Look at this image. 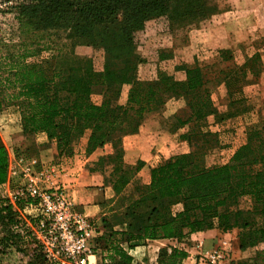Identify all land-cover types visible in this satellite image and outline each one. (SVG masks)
I'll return each instance as SVG.
<instances>
[{
    "label": "trees",
    "instance_id": "1",
    "mask_svg": "<svg viewBox=\"0 0 264 264\" xmlns=\"http://www.w3.org/2000/svg\"><path fill=\"white\" fill-rule=\"evenodd\" d=\"M212 3V0H18L11 6L23 26L39 31L61 30L72 41L71 46L77 43L103 46L102 72L94 69L90 58L72 51L54 57L49 67L23 61L12 71L13 79L7 81L17 89L14 97L24 131L45 133L50 142L56 143L58 155L63 156L65 148L71 151V138H81L87 131V153L111 144L113 155L105 157L114 166L110 177L121 166L126 169L124 175L113 181L117 192L131 181L133 170L136 178L141 166L124 163V137L138 132L144 115L162 108L167 99L186 98L189 117L185 119L177 113L175 126L179 129L188 125L189 130L181 138L196 147L151 170L150 183L139 186L137 201L150 210L140 216L137 234L132 224L128 232L110 234L113 239L109 256H104L109 258L105 264H133L122 241L133 246L146 240H179L186 231H204L214 226L222 231L240 229V248H257L253 264L264 263V249L260 248L264 244V127L248 128L246 143L226 163L214 162L212 157L221 143L218 133L208 128L207 119L214 116L218 121L222 114L206 87L208 79L204 72L199 67L187 68L185 80L168 75L144 80L137 75L145 60L136 54V34L148 18H166L173 35L178 29L190 32L200 27L208 12H215ZM26 56L23 54V58ZM246 65L250 74L255 75L254 84H258L264 71L262 54L256 52ZM124 84L131 86L128 103L114 106L112 87ZM97 86L105 87L106 100L102 104L92 100ZM230 91V104L235 105L241 98H235ZM249 109L250 106L244 105L233 114ZM192 120L202 121L201 127L194 128ZM40 147H32L34 154H39ZM9 165L7 148L0 142V185L8 180ZM175 204H182L177 213L172 210ZM17 206L23 207L0 199V219L11 229L10 236L4 238L2 252L6 255L27 252L15 241L22 238L21 234L12 229L20 224ZM33 247L29 264H47L36 238ZM185 256L182 249H173L171 253L164 249L159 264H182Z\"/></svg>",
    "mask_w": 264,
    "mask_h": 264
},
{
    "label": "rangeland",
    "instance_id": "2",
    "mask_svg": "<svg viewBox=\"0 0 264 264\" xmlns=\"http://www.w3.org/2000/svg\"><path fill=\"white\" fill-rule=\"evenodd\" d=\"M16 1L18 0H0V142L7 148L9 168L12 164H17L21 157L25 158L27 162L37 160L39 163L37 170L43 165L52 170L51 181L47 183V187L64 185L73 199L68 186L60 181L57 173L63 168L62 161L64 160L62 159L69 163L74 155L79 153L82 145L85 149L87 148L86 136L89 131L81 138H71L72 150L68 151L65 148L63 156L58 155L57 147L53 145L55 148L54 159L45 162L41 158L40 153L43 151L41 147L37 155L34 154V149L32 150V147L41 146L38 136L42 132L24 131V122L16 104L17 99L14 97L17 89L7 80L8 78L13 79L12 71L16 70V67L23 61L42 63L45 67H49L54 63V57L72 51L90 58L94 69L97 72H102L105 62L104 48L101 45L87 46L85 43L71 46L72 41L66 39V34L61 30L39 31L28 25H21L11 7ZM212 1L216 8L215 12H208L206 20L201 23L200 27L190 32L178 29L176 35H173L166 18H148L143 28L136 34V54L145 60L139 66L137 75L144 80L156 79L160 75L172 76L176 80H185V69L199 67L207 76L206 87L210 91L211 97L213 95L212 99L216 109L222 114L218 121L214 116H209L207 119L208 128L218 133L221 143V148L214 152L212 159L217 163H226L236 150L246 143L248 128L264 127V77L260 79L261 83L254 84L255 75L250 74L249 67L246 65L256 52H260L264 60V0ZM229 10L230 12L226 14ZM250 16L255 17L253 21L250 20ZM234 19L236 22L233 23L231 20ZM196 30H201V34ZM23 54L27 55L26 58H23ZM112 88L113 105H127L131 86L124 84L121 87L113 86ZM229 90L233 92V95L235 94V98H241V101L235 105L230 104ZM104 93L105 87L97 86L92 94L93 102L102 104L106 100ZM248 100L251 101L250 105H248ZM166 104L174 107L183 104L179 108L178 114L185 119L189 117L190 111L186 98L171 97L167 99ZM244 105L254 108L253 118L256 120L249 127L247 126L245 140L243 139L242 143V138H240L242 135L240 136L241 132L238 129L244 126L243 124L246 122L244 117L249 118L248 111L238 114H233V112L237 108L242 109ZM201 123L202 121L192 120L194 128L201 127ZM212 124L218 129L212 128ZM177 132L181 131L178 129ZM195 147V144H189L182 150L190 152ZM47 148L52 149V145L45 149ZM105 157L106 155H100L93 163L96 169L108 172L113 163ZM115 164L118 165L116 161ZM20 172L14 177L9 173L8 180L11 178L9 186L8 184L7 186L0 185L1 200L11 202L16 189L24 181V176ZM125 173L126 169L121 166L115 176L107 179V185L111 187V190L101 202L102 213L99 222L90 219L81 212L93 224L88 253L89 255L97 254L99 264L107 263L106 259L109 261V258L104 256H109L113 239L110 234L117 231L128 232L129 224H132V230L137 234L140 216L150 210L144 208L142 203H137L140 199L139 186L147 184L143 182L142 178L138 180L134 177L135 170L131 173V181L124 188H120V191L115 190L113 181ZM117 186L120 187L119 184ZM16 209L19 211L20 224L12 229L21 234L22 238L20 240L17 238L15 241L20 243L22 248L25 247L27 252L26 255L24 253L16 254V252L6 255V252H2L5 248L3 246L6 244L4 238L10 236L11 229L0 219V264H29L33 259L31 254L34 248L33 241L35 238L39 241L37 239V233L40 230L37 224L38 218L34 213H29L22 207L17 206ZM181 209L182 204H175L172 207L174 213ZM39 243L41 244L40 241ZM122 245L123 247L128 246L123 241ZM260 248L264 249V244L260 245ZM47 264L62 263L48 260ZM138 264H140L139 261Z\"/></svg>",
    "mask_w": 264,
    "mask_h": 264
},
{
    "label": "crops",
    "instance_id": "3",
    "mask_svg": "<svg viewBox=\"0 0 264 264\" xmlns=\"http://www.w3.org/2000/svg\"><path fill=\"white\" fill-rule=\"evenodd\" d=\"M229 12L230 10L226 14ZM254 18V16H250L251 21ZM236 19L231 21L234 23ZM196 31L201 34V30ZM263 77L264 71L261 78L263 79ZM250 104L251 101L248 100V105ZM182 105L179 104V106L174 107L165 104L159 110L147 112L142 119L138 132L127 135L123 139L124 163L128 166L141 164L140 170L136 174V179L140 180L142 178L145 184L150 182L153 168L176 154L188 151L182 150L183 147L189 146V144L180 135L187 132L189 126L186 125L179 128L181 132H177L178 129L175 126L176 116ZM254 112V108L248 110L249 118L244 117L246 122L243 124L244 126L238 129L241 132L240 136L242 135L240 137L242 138V143L245 140L247 126L249 127L256 120L253 118ZM212 128L218 129L213 124ZM38 137L43 149L40 153L42 155L41 158L45 162L53 160L55 156L53 145H56V143L50 142L45 133H41ZM51 145L52 149H45ZM113 152L111 144H106L93 153H87L82 145L79 153L74 155L69 163H66L65 159H62L64 161L61 160L63 168L57 173L60 181L68 186L76 210L83 212L96 222H99L102 213L101 202L111 190V187L107 185V179L113 171V166L110 165V169L107 172L102 169H96L93 161L100 155L110 157ZM10 180L11 178L1 186H7V184L9 186ZM217 247L225 249L229 254L225 264H240L242 262L244 264H253L257 256V248L255 247H248L243 250L240 248V229L233 228L228 231H222L217 226L198 232L186 231L185 236L179 240L174 238L154 239L142 241L133 246H124L132 257L134 264H138V261L140 264H159V255L162 250L165 249L171 253L176 248L186 252V256L182 258V264H200L199 254L210 252ZM88 264H99L98 255H88Z\"/></svg>",
    "mask_w": 264,
    "mask_h": 264
},
{
    "label": "built area",
    "instance_id": "4",
    "mask_svg": "<svg viewBox=\"0 0 264 264\" xmlns=\"http://www.w3.org/2000/svg\"><path fill=\"white\" fill-rule=\"evenodd\" d=\"M38 165L37 160L27 162L21 157L17 164L10 166L9 173L13 177L20 170L24 176L11 203L22 204L24 210L38 218L40 230L37 239L48 260L62 264H88L93 224L76 210L74 200L64 185L47 187L52 170L46 165L37 170ZM199 255L200 264H225L229 257L221 247Z\"/></svg>",
    "mask_w": 264,
    "mask_h": 264
}]
</instances>
